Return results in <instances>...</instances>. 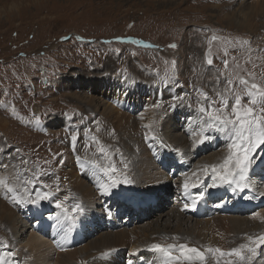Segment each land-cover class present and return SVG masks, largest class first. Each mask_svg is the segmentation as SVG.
<instances>
[{
    "label": "rangeland",
    "instance_id": "374dc122",
    "mask_svg": "<svg viewBox=\"0 0 264 264\" xmlns=\"http://www.w3.org/2000/svg\"><path fill=\"white\" fill-rule=\"evenodd\" d=\"M34 1L0 0V118H9L5 119L9 120L8 123H19L17 128L14 127L16 134L18 131L20 135L27 132L25 124L23 125L25 117L35 119V123L39 118V125L49 123L52 116L60 114L56 109L58 106L66 107L67 113L63 110L61 114L69 118L71 126L60 125L52 128L53 130L62 128L71 134L87 132L98 116L90 117L88 107L84 112L80 109L76 110L78 109L76 102L67 96L74 94L80 97L79 93L85 92V86L80 83L76 86L74 82L79 79H93L91 74L98 72L113 74V77L122 78L124 82H132L138 78L145 82L150 90L166 87L172 89L174 93H167L168 95L164 93L152 98L149 92L142 94L141 97V99L152 98L160 104L158 110L164 118L169 117L170 114L181 113L182 110L185 112L190 110L200 118L201 113L198 111L200 104L197 103L200 99L199 91L215 99L217 90L224 89L227 76L235 78L238 75L248 80L250 84L257 83L264 87V12L260 11L262 13L253 15V28L250 31L241 23L240 19L244 15L239 13H247L252 0H43L36 4ZM259 2L264 7V0ZM17 6L24 8L19 15L15 14ZM262 9L264 11V8ZM212 36L218 39L211 41L210 44ZM171 44H175L176 47H169ZM206 57L212 59V65L206 63ZM224 60L229 62L227 68L223 63ZM217 78L220 80L219 85ZM235 87L239 90L238 81H235ZM181 95L185 98L184 103L172 99ZM232 102L230 97L227 109L229 113ZM242 103L247 104L248 99L245 97ZM77 104L80 105L79 102ZM173 104H176L175 109L172 107ZM216 106L219 107V104L217 103ZM14 113L16 116L20 114L22 118L13 117ZM75 115L78 119L73 117L74 122H71V117ZM82 115L83 120L80 121ZM101 124L98 132L91 131L92 150L97 152L98 147H104L122 171H125L124 165L129 161L128 152L116 142L119 135L113 129H110L111 134L108 138L110 142L104 139L102 141L103 134L100 132L108 130L109 127L105 122ZM30 130L34 129L30 127ZM38 132L40 135H45L41 133L43 132L41 129H38ZM140 134L138 138L141 140ZM209 134L214 136V139L204 143L210 147L203 149L195 162L204 164L207 158H210L217 162V164L212 163L213 165H218L227 155L226 141L219 133ZM133 135L136 137V133ZM81 136H77L76 144L81 142ZM93 137L100 141V145L93 141ZM137 142L139 141L136 139L133 146L137 145ZM0 143L1 145L3 143V148L9 153L13 152V148H17L1 135ZM160 146L163 145L156 144L155 150H161L158 149ZM24 153L26 154V151ZM59 155L61 159L64 153ZM259 155L250 173L249 182L252 185L250 190L246 189L241 196L219 207L213 205L226 193L212 192L203 209L200 210L201 216L215 210L228 213L239 220V224L228 233L230 249L241 244L248 245L249 236L264 235V196L260 194L261 191L264 193V189H261L264 185V170H260L264 168V159L262 156L260 159ZM58 157L51 155L54 161H58ZM21 159L23 161L26 159L28 163L20 170L24 172L25 169L30 168L28 170L33 174L40 172V184L49 177V174H44L46 172L42 169L46 160L43 156L35 160L21 152L12 156L13 162L17 165L22 164ZM212 164L209 166H213ZM258 165L259 170L256 169ZM178 187L179 182H175V185L163 192V195L153 198L139 208H134L131 212L127 213L126 208H123L124 214L120 218L127 213L131 221L137 218L140 219L141 224L142 221L147 220L148 225L159 223L160 226H164L165 215L160 221H155V218L161 211L171 213V208H167L166 203L171 204V199H175L178 195ZM200 187L202 186L198 188ZM252 187L256 189L255 192ZM245 193H249L250 196L244 197ZM47 202L43 203L47 204ZM117 204V207L128 208L134 205L132 201L123 198L119 199ZM188 214L194 216L193 212ZM104 219L94 223L90 235L86 237L87 239H83L85 241L80 242L78 247L76 245V249H84L87 240H95L103 235L106 225ZM1 229L4 228L0 226V233ZM42 231L47 230L42 229ZM0 242L3 251L14 252V245L5 247L6 244L1 237ZM201 250L205 251L207 257L205 264L217 259L218 254L208 253L207 249ZM244 255L247 257L250 253L245 250ZM61 256L52 255L51 264L52 262L65 264ZM232 259L236 258L232 257ZM196 260L197 264L200 263L198 259ZM262 260H264V246H261L259 258L253 264H261ZM244 264H248V261L246 260Z\"/></svg>",
    "mask_w": 264,
    "mask_h": 264
},
{
    "label": "bare ground",
    "instance_id": "6f19581e",
    "mask_svg": "<svg viewBox=\"0 0 264 264\" xmlns=\"http://www.w3.org/2000/svg\"><path fill=\"white\" fill-rule=\"evenodd\" d=\"M42 1L38 0L37 2L41 3ZM37 2L34 1L35 4ZM262 8L264 7L259 0H252L247 13L239 12L244 15L240 19L241 23L245 24L249 31L253 28V15L264 12ZM23 10L24 8L17 6L15 14L18 13L19 15ZM233 13L231 14L233 15ZM91 77L93 79H79L74 82L76 86L78 83L85 86V92L79 93L80 97L74 94L67 96L76 102L78 107L76 110L80 109L84 112L86 111L85 108L88 107L87 109L91 113L90 117L92 115L98 116L87 132L84 134L82 132L75 133L77 136L82 135L80 137L81 142L76 144L75 150L71 141L73 134L68 130L65 132L62 128H59L60 130L52 129L60 125L71 126L69 118L63 117L61 114L63 110L67 113L66 107L58 106L56 109L60 114L52 116L49 123L45 125L41 123L39 125V123H35V119L25 117L23 125L25 124L24 127H26L27 132H24L23 135H20L19 131L18 134L14 131V127L17 128L19 123H8L9 120L5 119L9 118H5L6 116L5 119L0 118V135L6 138L7 142H12L13 145L15 144L14 146H17V148H13L12 153H9L3 148V143L2 145L0 143V165H8L7 168H0V180H4L9 186L15 187L18 182L22 183L26 175L27 178L33 175L30 171L25 175L20 170L24 163L17 165L12 160L13 155L16 156L21 152L33 160L43 156L46 160L42 169L49 174V177L47 176L48 178L44 179L41 185H46L45 190H51L54 193L53 199L47 204L42 202L39 207L20 206L12 202L10 194H7L6 189L0 185V226L4 228L1 229L0 237L8 247L14 245L15 250H17L11 251L12 255H9L8 252L1 249V246L0 264H51V256L54 254L62 255L61 260L65 264H158L163 254L152 249L151 245L153 244L167 246L170 243H186L199 249L219 247L224 251L230 250L228 233L239 224V220L228 215V213H220L215 210L201 216L200 210L203 209L212 192L216 194L226 193L213 206L218 204L225 206L231 200L241 196L243 192L233 193L227 185L208 189L204 199L198 203L195 209L190 206L184 207L185 203L190 204L188 198L183 195L181 187L185 179L184 174H189L191 178L192 172H198L208 167L210 175L211 166L209 165L216 162L210 158H207V161L204 159L206 163H210L209 165L204 161L205 165L201 162H199L200 164L195 162L203 149L210 147L208 144L193 147L192 133L199 127V118L190 110L170 114L167 118L161 116V111L155 107L157 103L152 98L164 93H172L170 88L150 90L147 84L138 78L132 82H124L122 78L113 77V74L108 73L98 72L91 74ZM149 92L152 95L150 98L152 100L145 97L141 99L142 94ZM16 109L19 110L20 108ZM13 117L22 118L20 114ZM73 117L78 119L76 115L72 116L71 122L74 120ZM82 120L83 115L80 121ZM102 122H105L109 127L108 130L100 132L103 134L102 141L104 139L109 143L110 129L117 131L119 136L116 142L120 143L121 147H124L128 152L127 174L135 180V183L131 185H120L113 190L111 196L100 195L99 186L107 182V177L98 169L93 168L91 164L93 160L101 165L107 162L103 155L98 151L94 152L90 146L91 131L93 133L98 132ZM43 126L45 127L43 128ZM30 127L34 130H30ZM38 129H41L43 131L41 133H45V135H40ZM150 131L154 132L156 138L146 141L145 134ZM134 133H136V137H134ZM138 134L142 136L141 140L138 138ZM136 139L139 142L133 146ZM159 143L163 146L158 147L161 150L156 151L154 146ZM60 153H64L63 156L61 155V159L58 157ZM51 155L58 157L59 160L54 161ZM262 157L264 159V156ZM112 163L116 164L118 169L122 171L114 159ZM28 169L30 170V168ZM256 169L259 170L260 166L258 165ZM260 170H264V168ZM18 174L19 181L17 180ZM201 179L205 183L201 184L202 187L196 191H192L193 194L204 191L205 184L210 183V179L207 177L202 176ZM175 182H179L178 195L175 199H171V204L166 203V207L171 208V213L161 211L155 218V221H160L165 215L166 224L164 226H160L159 223L153 226L148 225L147 220L142 221L141 224L140 219L137 218L133 221L129 220L128 212L147 204L155 197L163 195V192L175 185ZM57 186H59V192L56 191ZM261 189H264V185L261 186ZM249 196V193L244 194V197ZM64 197H68L65 207L70 208L75 203H81L85 208L83 217L70 232H67V235V222L63 220L61 210L55 207L56 198L63 200ZM121 198L132 201L133 207H117L118 200ZM105 208L111 209V217L107 215ZM123 208H126L127 213L120 218L124 214ZM188 212H193L194 216ZM57 217H60L59 223ZM36 218L37 221H35ZM103 218L106 222L103 235L95 240H87L88 243L84 249H76L78 244L85 241L83 239L90 235L94 223ZM205 218L208 219L204 220ZM42 229L47 231L43 232ZM174 237L178 239H173ZM174 254L179 255L175 250ZM227 259L229 258H223L221 264H224ZM196 261V258L193 257L185 261V264H197ZM210 264H216V259H212ZM261 264H264V260Z\"/></svg>",
    "mask_w": 264,
    "mask_h": 264
},
{
    "label": "snow or ice",
    "instance_id": "6c2138e0",
    "mask_svg": "<svg viewBox=\"0 0 264 264\" xmlns=\"http://www.w3.org/2000/svg\"><path fill=\"white\" fill-rule=\"evenodd\" d=\"M217 39L218 37L212 36L209 43L211 44V41ZM237 43H239V40H237ZM245 43L247 42L245 41ZM169 47L175 48L176 45L171 44ZM206 63L212 65L213 61L210 57H206ZM223 63L225 68H227L229 64L228 60H224ZM235 81H238L239 90L235 87ZM219 83L220 80L217 78V85ZM199 96L200 99H198L197 103L200 104L198 111L201 113V116L199 118L198 129L192 133L193 147L214 139V136L209 133L215 132L219 133L226 141L227 155L224 157L222 163L211 166L210 175L208 167L198 172H192L191 178L189 174H184L185 179L181 187L183 195L190 201V204L185 203L184 207L188 208L190 206L192 209H195L198 203L204 199L208 189L227 185L233 193L237 191L243 192L246 189L250 190V173L255 167L259 153H264V87H261L257 83L250 84L248 80L238 75L235 78L227 76L224 89L217 90L215 99L209 98L208 94L202 91H199ZM230 97L233 102L230 105L231 111L229 113L227 109L229 108ZM245 97L248 99L247 104L242 103ZM172 99L179 103L185 102L183 95L173 97ZM217 103L219 107L216 106ZM155 107L160 108L161 105L157 104ZM172 107L175 109L176 104H173ZM36 122L39 123V118H37ZM155 138L154 132H146V141ZM77 139V135L73 134L71 141L74 150ZM92 139L97 145H100L99 140L95 137ZM98 152L107 161L103 165L94 160L91 161L92 167L98 169L107 177V182L99 186L101 196H111L114 192L113 190L120 185L135 183V180L127 174V164L124 165L125 171L122 172L116 164L112 163L113 157L109 156L108 151L104 147H98ZM261 156L264 155H259V158ZM22 163L27 164L28 162L22 160ZM7 167L8 165H0V168ZM28 171V169L24 170L25 175ZM40 175V172H36L30 178H27L26 175L22 183L18 182L15 187L9 186L4 180H0V185L6 189L7 194H10V199L13 203L20 206L32 205L39 207L42 202L51 201L54 197V193L51 190H45L47 186L40 184ZM202 176L209 178L210 183L205 184L204 191L193 194L192 189H196L205 183L201 179ZM17 180L19 181V174ZM56 191L59 192V186H57ZM261 196H264V193H261ZM67 201L68 197H64L63 200L56 198L55 201V207L61 210L63 220L67 222L66 235L67 232H70L76 226L85 213V208L81 203H75L69 208L65 207ZM217 206H222V204H218ZM105 212L109 217L112 216L110 208H105ZM57 222H60V217H57ZM173 239L178 238L174 237ZM247 240L250 242L248 245L241 244L239 247L228 251H224L219 247L214 249L208 248L206 251L213 255L218 254L216 264H221V260L225 257L229 259L225 260L224 264H244L246 260L248 264H253L259 258L261 246H264V235H260L259 237L249 236ZM151 248L163 254L158 264H185V261L193 257L198 259L200 264H205L207 259L205 251L186 243H170L167 246L153 244ZM174 250L179 255H175ZM245 250L250 253V256L246 257L244 255ZM9 255H12V253H9ZM232 257L236 259L233 260L231 259Z\"/></svg>",
    "mask_w": 264,
    "mask_h": 264
}]
</instances>
